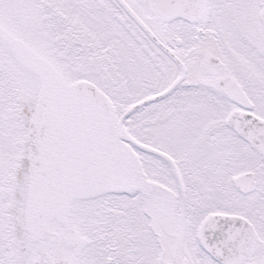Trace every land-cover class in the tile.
Returning a JSON list of instances; mask_svg holds the SVG:
<instances>
[{
  "label": "snow or ice",
  "instance_id": "obj_1",
  "mask_svg": "<svg viewBox=\"0 0 264 264\" xmlns=\"http://www.w3.org/2000/svg\"><path fill=\"white\" fill-rule=\"evenodd\" d=\"M0 264H264V0H0Z\"/></svg>",
  "mask_w": 264,
  "mask_h": 264
}]
</instances>
